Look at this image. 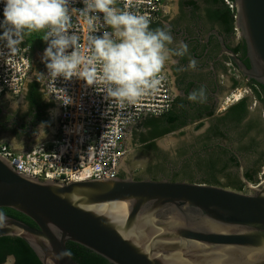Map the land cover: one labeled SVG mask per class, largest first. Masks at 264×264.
I'll return each instance as SVG.
<instances>
[{"label": "water", "instance_id": "1", "mask_svg": "<svg viewBox=\"0 0 264 264\" xmlns=\"http://www.w3.org/2000/svg\"><path fill=\"white\" fill-rule=\"evenodd\" d=\"M232 1L250 68L211 35L220 55L264 88V0ZM240 178L249 193L131 177L61 184L22 176L0 158V209L35 224L0 212V238L23 240L41 264H76L67 243L109 264H264V184Z\"/></svg>", "mask_w": 264, "mask_h": 264}, {"label": "flooded vegetation", "instance_id": "2", "mask_svg": "<svg viewBox=\"0 0 264 264\" xmlns=\"http://www.w3.org/2000/svg\"><path fill=\"white\" fill-rule=\"evenodd\" d=\"M223 10L224 5L214 0H176L173 16L168 17L166 13L158 24V28L169 31L173 38V44L169 47L176 48L183 42L188 49L184 56L173 57L176 63H169L165 67L175 95L172 108L178 118L174 124L177 128L164 136L177 133L178 140L172 158V153L157 145L159 138H149L151 132L163 131L170 126L159 122L145 129L140 124L132 135L130 149L123 162L134 150L148 153L150 159L144 162L145 174H124V177L197 184H205L209 178H213L218 183L216 187L241 193H249V190L241 180L240 172L250 185L258 182L262 168L258 166L264 163V88L244 77L226 55H220L221 48L216 37L211 35L212 31L222 36L231 51L243 41L236 35L235 21L233 33L229 36L220 32L223 20L221 15L216 19L218 15H215V11L221 13ZM234 54L247 69L250 68L245 50L244 53ZM193 60L196 62L195 68L190 67ZM35 66L40 73L47 68L45 63L40 62ZM233 69L237 75H233ZM37 79L39 99L43 104H48L40 86L41 78ZM201 89L205 94L203 100L199 95L196 101L189 100L193 91L199 94ZM27 92L28 87L23 96L24 109H13L9 105L11 98L0 96V136L20 139L30 135L39 125L47 126L44 123L46 120L51 122L48 108L42 110L30 105L26 100ZM235 98V102L224 107L227 101ZM240 101L242 108L233 110L232 106L239 105ZM141 138L145 139L143 144L135 143ZM149 144L155 148L144 150L143 147ZM149 173H156V176ZM220 179L224 182H220ZM14 262L13 258L8 264Z\"/></svg>", "mask_w": 264, "mask_h": 264}, {"label": "built area", "instance_id": "3", "mask_svg": "<svg viewBox=\"0 0 264 264\" xmlns=\"http://www.w3.org/2000/svg\"><path fill=\"white\" fill-rule=\"evenodd\" d=\"M167 0H116V7L137 15L147 16L150 26L162 22L166 15ZM234 12L233 1L222 0ZM5 4L0 0V24L4 20ZM83 0H70L69 10H82ZM93 35L102 36L111 29L103 25ZM235 19V12H234ZM3 28H0V32ZM80 37L87 54L88 26L79 13H72V29ZM238 35V32L236 34ZM44 33L26 36L16 52L10 54L4 41H0V96L21 98L28 82H37L46 97L56 106L51 133L41 141L25 147L0 141V158L18 174L41 181L70 184L86 180H110L120 177L122 162L130 149L132 133L147 118H158L168 113L175 99L171 82L164 70L159 91L143 97L136 105L120 104L107 97L104 85L87 86L78 78L56 80L46 78L48 70L34 74L36 63H45L48 42ZM69 52L72 49L68 50ZM230 67L231 65L228 64ZM228 67V68H229ZM233 75L237 71L233 69ZM34 74V75H33ZM42 74L44 77L40 76ZM240 98V97H237ZM234 99V102L236 99ZM264 173L258 182L263 184Z\"/></svg>", "mask_w": 264, "mask_h": 264}, {"label": "clouds", "instance_id": "4", "mask_svg": "<svg viewBox=\"0 0 264 264\" xmlns=\"http://www.w3.org/2000/svg\"><path fill=\"white\" fill-rule=\"evenodd\" d=\"M3 2L0 41L5 42L10 54L18 50L26 36L42 32L48 42L44 53L46 78L68 81L75 77L89 87L102 84L107 97L121 106L136 105L143 97L156 94L166 65L176 63L173 57H182L188 50L183 42L176 48L169 47L173 44L169 31L150 29L147 16L117 8L116 0H83L85 7L71 12L70 0ZM74 12L88 26L87 54L82 52L84 46L76 32L70 34ZM98 14H103V25L111 29L99 37L93 35L101 27ZM195 64L193 60L190 67L195 68ZM198 95L201 100L205 98L203 89L199 94L193 91L188 98L196 101Z\"/></svg>", "mask_w": 264, "mask_h": 264}, {"label": "trees", "instance_id": "5", "mask_svg": "<svg viewBox=\"0 0 264 264\" xmlns=\"http://www.w3.org/2000/svg\"><path fill=\"white\" fill-rule=\"evenodd\" d=\"M215 2H220L224 5V10L215 11V15H218L216 19H218L221 15V18L223 20V27H220V32L225 34L226 36L230 35V33H233L234 29V12L231 11L222 0H214ZM232 1V0H231ZM159 25H152L151 28L157 29ZM244 45L243 41L242 43L235 48L233 51L234 53L241 52L244 53ZM39 83L37 82H31L28 84V92L26 95L27 102L32 106H38L42 110H45L49 107L48 104H43L40 98V93L38 91ZM239 105L232 106V109H240L242 108V101L239 102ZM178 116L174 109L172 108L168 113L162 115L158 118H147L145 119L141 125L143 128L148 127H154L157 123L162 122L164 124H168L170 127L163 131H154L149 134V138L156 139L161 138L167 133H169L171 130H174L176 127L175 120H177ZM45 124L49 125L50 121L46 120L44 122ZM153 129V128H152ZM27 137H30L28 135ZM136 140V139H135ZM134 140V141H135ZM145 142V139L136 140L135 143L143 144ZM144 150H152L154 149L153 144L145 145ZM262 166V163L259 164L258 168ZM259 170V169H257ZM257 173V172H256ZM153 176H156V173H149ZM121 178H124V175L120 174ZM207 185L215 186L217 185V181L213 178H209L207 180ZM240 190V189H239ZM0 212L5 214L8 217L14 218L16 220H19L29 226L35 227V224L24 215L17 213L13 210L2 208L0 209ZM67 250L69 254L71 255L72 259L75 261L76 264H109L107 261L99 257L98 255L88 251L87 249L73 244V243H67L66 245ZM14 258V264H41L38 257L35 255V253L29 248V246L21 239L15 238V237H2L0 238V264H4L8 257Z\"/></svg>", "mask_w": 264, "mask_h": 264}, {"label": "rangeland", "instance_id": "6", "mask_svg": "<svg viewBox=\"0 0 264 264\" xmlns=\"http://www.w3.org/2000/svg\"><path fill=\"white\" fill-rule=\"evenodd\" d=\"M175 11H176V0H167L166 1V12L168 14V17H172ZM36 69L37 68L34 69V74L35 72H37ZM18 99H11L9 105L13 107V109H24L26 105L25 102L24 101L22 102V100H18ZM232 102H234V100L232 99L230 101H227L224 107H227ZM46 129L47 130L52 129V124H49L47 126H44V125L37 126L34 129V131L30 134V137H21L20 139H15L9 136H0V141H5L14 146H18V147H25V146H28L29 140L32 139L33 142H35L37 140L35 138V135L41 136L42 135L41 133H44ZM40 139L41 138H38V140ZM177 140H178L177 133H174L173 135H167V136L159 138L157 140V145L164 151H169V153H172L173 155H170V156L173 158L174 157V147H175ZM148 159H150L149 154L143 152L142 150L131 151L130 157L127 159V161L122 162L121 170L126 176H130V175L138 176L141 174H145L144 162L148 161ZM261 173H264V163L262 164V168H260L259 170V174ZM220 182L223 183L224 181L220 179ZM8 263H9V259H7L4 264H8Z\"/></svg>", "mask_w": 264, "mask_h": 264}, {"label": "crops", "instance_id": "7", "mask_svg": "<svg viewBox=\"0 0 264 264\" xmlns=\"http://www.w3.org/2000/svg\"><path fill=\"white\" fill-rule=\"evenodd\" d=\"M157 25H158V24H157ZM151 26H152V25H151ZM151 26H150V28H151ZM29 83H30V82H28L27 85H26V87H25V92H26V88L28 87V84H29ZM25 92H24V94H25ZM24 94H23V96H24ZM23 96H22L21 98H19L18 100H22V102H23V101H24ZM46 101H47V103H48V105H49V107H48V113H49V116L51 117L52 120H54V118H55V116H56V114H57L56 106H55V104H53L48 98H47ZM52 120H51L50 124H52ZM135 131H136V130H135ZM48 132L51 133L52 130L49 131V130L46 129L44 133H41V134H42L41 136H39V135L36 136V135H35V138L37 139L36 142L45 139V138L47 137V134H49ZM132 134H133V133H132ZM38 138H41V139L38 140Z\"/></svg>", "mask_w": 264, "mask_h": 264}]
</instances>
